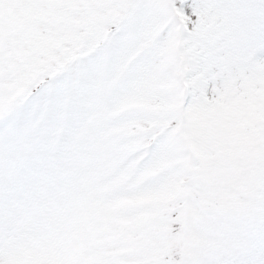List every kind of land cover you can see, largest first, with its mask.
<instances>
[{"label": "snow or ice", "instance_id": "obj_1", "mask_svg": "<svg viewBox=\"0 0 264 264\" xmlns=\"http://www.w3.org/2000/svg\"><path fill=\"white\" fill-rule=\"evenodd\" d=\"M0 264H264V0H0Z\"/></svg>", "mask_w": 264, "mask_h": 264}]
</instances>
